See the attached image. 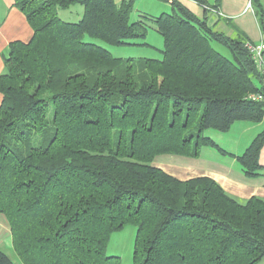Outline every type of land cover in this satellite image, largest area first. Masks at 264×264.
<instances>
[{
    "label": "trees",
    "instance_id": "1",
    "mask_svg": "<svg viewBox=\"0 0 264 264\" xmlns=\"http://www.w3.org/2000/svg\"><path fill=\"white\" fill-rule=\"evenodd\" d=\"M134 1H14L33 33L9 43L0 73V213L13 249L23 264H120L105 250L133 224L132 264H258L263 197L239 199L210 176L179 179L153 164L209 146L246 177L264 176V129L237 155L204 135L264 117V102L248 98L264 89L249 40L175 0L170 12L130 20ZM194 1L216 9L220 0ZM250 2L263 25L260 0ZM73 3L81 16L60 18ZM150 27L159 58L114 57L97 42L150 46ZM39 134L45 144L28 147ZM0 264L15 263L0 249Z\"/></svg>",
    "mask_w": 264,
    "mask_h": 264
},
{
    "label": "crops",
    "instance_id": "2",
    "mask_svg": "<svg viewBox=\"0 0 264 264\" xmlns=\"http://www.w3.org/2000/svg\"><path fill=\"white\" fill-rule=\"evenodd\" d=\"M14 1L0 0V73L4 70V56L7 54L9 43L14 40L26 42L33 33L25 14L15 5ZM114 1L117 3L121 0ZM171 1L135 0L132 13L134 17L139 14L155 16L162 12L171 11ZM175 1L188 8L198 17L205 16L214 29L229 36L235 37L242 34L251 42H257L264 38V21L263 25L259 23L249 0H220L215 10L211 6H202L194 0ZM206 1L209 5L214 3V0ZM260 2L264 8V0H260ZM81 14V11L78 12L76 18H79ZM148 44L150 45V43ZM1 98L2 95L0 94V102ZM198 157L162 154L154 159L153 164L179 179L201 175L210 176L225 191L239 199H246L251 195L264 198V176L246 177L229 165L211 166L205 164L211 163L209 160L202 164ZM2 230L10 232V226L5 215L0 216V232Z\"/></svg>",
    "mask_w": 264,
    "mask_h": 264
},
{
    "label": "rangeland",
    "instance_id": "3",
    "mask_svg": "<svg viewBox=\"0 0 264 264\" xmlns=\"http://www.w3.org/2000/svg\"><path fill=\"white\" fill-rule=\"evenodd\" d=\"M248 8H250L249 5ZM82 10L83 6L80 3H73L67 8L60 9L58 11V15L64 20L74 21V19H78L76 18L78 12H83ZM137 18L138 16L134 17L133 13H131L130 20H135ZM140 40L142 39H137L136 41L139 42ZM142 41L150 43V46L130 44L107 45L100 41L97 42L105 46L111 55L114 57H120L122 59L127 57L137 58L140 56L160 57L159 49L162 48L163 42L159 33L150 27L147 29L145 38H143ZM213 44L218 50L224 54H227V50L224 46L216 42ZM135 72L137 73V70H135ZM262 119L258 122L246 119L235 120L227 131H220L218 129L209 127L204 130V135L210 136L220 147L237 155L242 153L250 141L264 129V117ZM261 121L262 123L260 124ZM45 142L46 140L42 137V134H39L30 137L29 143L27 145L28 147H39L43 146ZM24 148V144L21 145V149ZM198 158L201 160L202 164L209 160L211 163L207 162L205 164L211 166H220L219 164L229 165L235 169V171L242 173L240 164L230 153L221 154L212 147L202 146L200 148V155ZM259 161L264 164V147L261 149ZM0 216H4V214L1 213ZM135 230V225L127 224L122 229L113 232L105 250L106 254L118 256L120 264H132ZM10 232L5 230L0 232V249L5 252L15 264H23L13 249L12 235ZM258 264H264V257L260 259Z\"/></svg>",
    "mask_w": 264,
    "mask_h": 264
},
{
    "label": "built area",
    "instance_id": "4",
    "mask_svg": "<svg viewBox=\"0 0 264 264\" xmlns=\"http://www.w3.org/2000/svg\"><path fill=\"white\" fill-rule=\"evenodd\" d=\"M245 47L249 51L256 69L260 73L264 85V38L257 42L246 41ZM248 98L254 101L264 102V89L249 93Z\"/></svg>",
    "mask_w": 264,
    "mask_h": 264
}]
</instances>
